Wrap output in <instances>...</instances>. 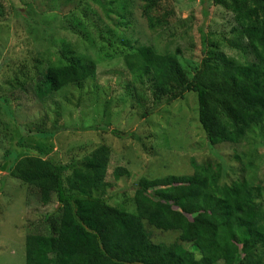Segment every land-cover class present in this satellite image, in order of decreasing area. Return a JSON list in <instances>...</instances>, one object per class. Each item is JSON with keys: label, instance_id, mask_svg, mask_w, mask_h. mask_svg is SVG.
Segmentation results:
<instances>
[{"label": "trees", "instance_id": "trees-1", "mask_svg": "<svg viewBox=\"0 0 264 264\" xmlns=\"http://www.w3.org/2000/svg\"><path fill=\"white\" fill-rule=\"evenodd\" d=\"M165 2L143 0L142 16L151 32L166 30L176 18V10L167 11ZM27 3L30 8L31 1ZM202 5L204 16L212 6L223 8L232 14L235 27L230 38L223 35L214 43V33L207 35L203 24L197 26L201 59L192 79L177 55L154 46L136 47L124 35L121 54L134 82L143 85L147 79L157 97L172 102L187 93L197 96L198 122L209 145L241 146L256 132L264 137V0H203ZM19 16L32 20L28 14ZM45 16H39L41 21ZM118 16L119 24L128 28L127 12ZM223 46L251 53L255 61H233ZM96 71V64L86 62L68 43L46 70L36 68L33 77L26 73L22 83L9 79L7 87L9 92L27 87L41 103L95 78ZM10 103L0 93V114L11 130L9 175L28 186L29 201L48 206L54 196L57 200L56 213L45 216L42 229L30 226L27 231L26 264H264V180L254 174V154L236 157L239 170L228 168L218 156L201 163L191 158L192 175L142 179L129 210L105 197L111 186L105 181L108 147H99L84 160L86 170L74 162L43 158L21 144L39 134L15 120ZM128 174L117 169L114 179ZM149 227L177 233V239L156 244Z\"/></svg>", "mask_w": 264, "mask_h": 264}, {"label": "rangeland", "instance_id": "rangeland-1", "mask_svg": "<svg viewBox=\"0 0 264 264\" xmlns=\"http://www.w3.org/2000/svg\"><path fill=\"white\" fill-rule=\"evenodd\" d=\"M166 1L167 11L170 7L175 9L176 18L171 19L173 23L166 30L151 32L142 16L143 0H0V93L10 99L15 120L40 136L25 137L21 144L39 151L43 158L62 164L74 162L83 170L87 169V157L101 146L108 147L105 181L111 186L105 197L113 206L129 210L134 209V193L142 179L192 175L191 158L201 163L215 161L218 156L228 168L239 170L241 165L236 157L241 153L254 154V174L264 180L261 131L241 146L224 144L213 148L198 122L194 93L168 102L155 95L147 79L143 85L134 82L126 69L120 35L130 37L136 47L154 46L161 53L177 55L192 79L201 59L197 26L203 24L207 35L214 33V43L235 27L232 14L223 8L212 6L209 15L204 16L203 0ZM18 12L28 14L32 20L21 18ZM125 12L128 28L119 24L118 14ZM41 14H47L42 21ZM36 21L43 26L38 27ZM68 43L86 62L96 64L95 78L69 86L41 103L34 100L25 85V89L9 92V79L22 83L26 73L33 77L36 68L46 70ZM222 50L233 61H255L251 53L243 50L224 46ZM8 125L1 113L0 264H26L27 231L30 226L42 229L45 216L56 213L57 200L54 196L48 206L29 201L28 186L9 175ZM117 169H125L129 174L116 181ZM70 176L71 173L64 176L66 183ZM231 180L227 178V182ZM94 195L99 197L101 193L94 191ZM148 230L156 244L170 245L178 236L151 227Z\"/></svg>", "mask_w": 264, "mask_h": 264}]
</instances>
